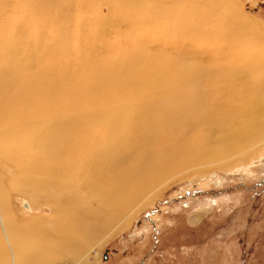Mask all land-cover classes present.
<instances>
[{"label":"bare ground","instance_id":"obj_1","mask_svg":"<svg viewBox=\"0 0 264 264\" xmlns=\"http://www.w3.org/2000/svg\"><path fill=\"white\" fill-rule=\"evenodd\" d=\"M26 1L31 10H35L33 1H37V11L51 12L57 30L63 29L59 26L62 16L88 11V0ZM92 1L97 2L100 22L111 30L127 21H102L104 8L108 10L107 19L119 15V4L122 10L136 9V16L154 20L157 14H150L146 6L162 2ZM21 2L24 4V0ZM11 3L0 0L2 7ZM23 4L19 2L18 7ZM176 5L165 3L164 7ZM7 20L6 26L12 18ZM211 21H218L216 32L194 30L196 38L202 36L209 43L202 54L194 56L197 66L172 58L162 61L161 54L153 57V51L161 48L151 38L147 45H138L128 58L106 61L101 67L88 68L91 53H78L88 62L79 69L78 76L70 74L71 64L60 72L48 70L42 63L35 65L36 74H27L28 81L24 77L13 80L11 76L13 67L27 70L23 60L15 59L26 41L21 38L12 43L0 38V165L17 168L19 184L15 187L29 196L35 207L33 214H37L34 219L41 220L14 222L16 219L4 206L6 199L0 186V264H52L67 256L76 259L86 247L102 242L110 226L122 221L120 218L125 221L132 217L145 187L154 188L150 186L152 180L146 178L155 179L167 169L180 167V160L193 161L188 167L199 164L198 170L208 164L222 167L234 156H243L256 147L254 138L264 137V95L255 92L259 85L264 90V36L252 27L241 32L226 31L227 20L216 13H211ZM15 22L17 25V19ZM4 27L1 24L0 34L8 30ZM222 40L235 41L238 49L220 46ZM41 48L48 54L46 60L57 57L58 47ZM163 48L173 49V45ZM29 51L32 65L37 55L33 49ZM222 62L228 64L227 71L232 68L223 80L218 65ZM208 64L217 67L211 69ZM35 66L30 67L32 71ZM52 77L67 80L73 88L58 80L46 81ZM253 78L261 84L254 87L247 83L254 82ZM31 129L43 132H33L31 137ZM164 139L170 140L168 145ZM43 205L51 212L44 225L38 215Z\"/></svg>","mask_w":264,"mask_h":264},{"label":"rangeland","instance_id":"obj_2","mask_svg":"<svg viewBox=\"0 0 264 264\" xmlns=\"http://www.w3.org/2000/svg\"><path fill=\"white\" fill-rule=\"evenodd\" d=\"M1 1L12 3L9 7L0 6V12L3 11L2 17H0V27L2 24V27L5 26L4 28L8 29H3L0 38L9 39L8 41L12 43L19 42L21 38L26 41L25 47L21 48L22 52L17 50L15 53V59L23 60L27 70L13 67L11 72V76H14L13 80L24 77L28 81L26 75L35 76L38 69L35 65L41 63L46 69L55 68L59 72L67 70L71 64L73 68L69 71L70 74L78 76L79 69L88 63L81 60L83 56H78V53H91L92 62L88 68L101 67L112 60L122 61L124 58H128L132 51H136L138 45H147L149 42L147 39L151 38L160 43L161 48L157 52L153 51V57L157 58L162 55V61L172 58L181 64L197 66L198 60L194 56L198 57L200 53L202 54L203 49L209 43L202 36L196 38L197 32L194 30L201 28L202 31L216 32L219 30L218 21L209 23L211 13H216L227 22L234 23L233 25V23L226 22V31L234 29L241 32V29H245V27H252V30L254 29L258 34L264 36V0H214L213 3L204 0H184L186 3L177 2V0H162L161 3H149L146 6L149 11L151 10L150 14H157L158 18L154 20L145 16H140L142 17L140 18L135 15L136 9L122 10L119 4H116V9L120 12L119 15L116 14L113 19H107L108 10L104 8L101 15L102 21L117 22L125 18L124 20L127 22L112 30L106 28V23L100 22L96 1L86 0L85 5L88 7V11L83 10L85 13L83 11L79 14L71 12L70 16H62L59 26L63 29L58 28V30L55 28L56 24L50 19L51 12L37 11L39 4L37 1H33L35 10L28 7L26 0H24V4L21 0ZM19 2L21 5L23 4V8L18 7ZM88 3L90 4L88 5ZM165 3L172 6L177 5L164 7ZM73 13L74 15H72ZM9 15L12 22L6 26L4 22L10 18ZM28 17H30L29 21ZM34 17L35 19H32ZM8 21L6 22L8 23ZM60 23L62 24L60 25ZM178 30L183 31L177 34ZM220 30L223 31L221 26ZM18 31H22L19 32L21 34ZM60 38L61 40H59ZM202 38L204 39L201 40ZM175 42L180 46L174 47ZM188 42H192V44L195 42L197 46L195 43L192 45ZM232 42L222 40L220 46L227 45V48L237 50L238 43ZM79 43L80 47H78ZM162 45H173V49H162ZM46 46L59 48L55 59L46 60L44 58L48 54L47 52L43 53L41 47L45 48ZM29 49H33V53L37 55L32 65L29 59ZM243 49L242 47V53L245 54L246 51ZM188 52V56H185ZM17 55L18 57H16ZM229 56L231 55H227V57ZM211 64L208 65L212 66ZM218 65L222 67H219L222 74L220 79L232 70L230 68L227 71L228 64L225 62ZM31 66H35L33 71ZM213 66L217 67L215 64ZM0 67L2 68V65ZM113 79L114 77L111 78V80ZM55 80L64 86H69L68 81L64 79H55L54 77L46 79L47 82ZM80 81L82 80L80 79ZM253 81L248 80L247 83L254 84V87L261 84L255 78ZM62 89L63 87L60 92H63ZM257 90L260 92L259 96L264 95V90L260 85L256 88V93H258ZM244 106L245 104L242 105V108ZM33 132L41 135L43 131L31 129L28 136L33 137ZM262 132L264 133V130ZM260 138L259 136L254 138L256 147L253 150L243 156H234L222 167L208 164L207 168L198 170L199 164H192L188 167L187 164L193 163V161L180 160V167L167 169L164 175L155 179L146 178L148 181L152 180L150 186H154V188L145 187L144 197L138 207L134 208L132 217L126 218L125 221L120 218L119 221H122L117 225L110 226L109 235L103 236L102 242L99 240L100 242H96V245L86 247L80 257L73 259L71 256H67L52 264H140L145 261L143 260L145 254L153 249V242H150L149 246H142L141 243L142 249L136 251L130 242H126L123 249L120 248L118 241L122 236H129L135 222L147 217H150V224L156 231L162 233L163 241L162 247L159 248L162 249V257L151 259L145 264H255V261L260 257L264 264V137L260 136ZM164 141L165 145L170 142L166 139ZM244 149L246 148H240V150ZM200 164L202 165V163ZM168 166L166 167L168 168ZM18 178V170L15 166L5 169V166L0 165V186L4 189L6 199L4 206L12 214V218L16 219H12L14 222L36 220L38 223L41 220L34 219L37 214L36 211L33 214L35 207L32 205L31 199L28 195L19 193L15 187L19 184L17 183ZM23 202H26L32 211L30 209L26 211L22 207ZM43 207L44 210L38 214L42 218V225L47 222V217L51 214L49 209L44 205ZM93 207H95L94 203ZM176 213L181 214V220L174 216ZM123 221L126 222L124 226H122ZM80 235L82 236L81 233ZM39 238L40 235L37 234V241ZM166 242L168 247L165 245ZM113 250L118 251V254L112 261L106 263L108 260H105V253H111Z\"/></svg>","mask_w":264,"mask_h":264},{"label":"flooded vegetation","instance_id":"obj_3","mask_svg":"<svg viewBox=\"0 0 264 264\" xmlns=\"http://www.w3.org/2000/svg\"><path fill=\"white\" fill-rule=\"evenodd\" d=\"M178 220H181V214L176 213L174 215ZM150 217H147L143 220H139L135 222V225L133 227L132 232L129 234V236H122L121 239L118 241L120 248H124L126 242H130L131 246L133 247L134 250H141V243L142 246H149L150 242H153V249H151L148 253L145 254L144 262H140V264H145V262L154 259L156 257H162V249L160 250L159 248L162 247V233L157 232L156 229L153 227L152 224H150ZM150 228V231H149ZM149 235V236H148ZM169 235V233H168ZM169 237V236H168ZM167 237V238H168ZM151 238V239H150ZM159 241H157V239ZM168 242V241H167ZM167 242L165 245L168 247ZM151 244V243H150ZM118 254V251H112L111 253L106 252L105 253V260H108L106 263H109L112 261L115 256ZM148 259V260H146ZM176 263V262H173ZM171 264V263H170Z\"/></svg>","mask_w":264,"mask_h":264},{"label":"water","instance_id":"obj_4","mask_svg":"<svg viewBox=\"0 0 264 264\" xmlns=\"http://www.w3.org/2000/svg\"><path fill=\"white\" fill-rule=\"evenodd\" d=\"M213 177H216V175H213ZM22 207H23L26 211L29 210V206H28V204H27L26 202H23V203H22Z\"/></svg>","mask_w":264,"mask_h":264},{"label":"trees","instance_id":"obj_5","mask_svg":"<svg viewBox=\"0 0 264 264\" xmlns=\"http://www.w3.org/2000/svg\"><path fill=\"white\" fill-rule=\"evenodd\" d=\"M255 264H262V257H260L257 261H255Z\"/></svg>","mask_w":264,"mask_h":264}]
</instances>
